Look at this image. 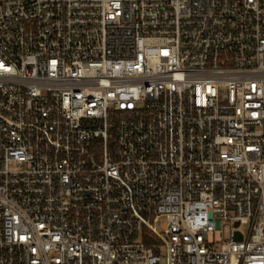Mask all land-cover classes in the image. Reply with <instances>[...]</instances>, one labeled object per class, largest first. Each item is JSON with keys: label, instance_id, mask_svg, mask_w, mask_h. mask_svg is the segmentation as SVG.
I'll return each instance as SVG.
<instances>
[{"label": "built area", "instance_id": "2783aa9c", "mask_svg": "<svg viewBox=\"0 0 264 264\" xmlns=\"http://www.w3.org/2000/svg\"><path fill=\"white\" fill-rule=\"evenodd\" d=\"M0 264H264V0H0Z\"/></svg>", "mask_w": 264, "mask_h": 264}, {"label": "rangeland", "instance_id": "374dc122", "mask_svg": "<svg viewBox=\"0 0 264 264\" xmlns=\"http://www.w3.org/2000/svg\"><path fill=\"white\" fill-rule=\"evenodd\" d=\"M163 224H164V221L162 220L158 225H157V229L159 231H162L163 229ZM226 234L227 236H229V230L226 229ZM213 238H215L216 241H222L223 240V232L222 231H218L216 232V234H214Z\"/></svg>", "mask_w": 264, "mask_h": 264}]
</instances>
